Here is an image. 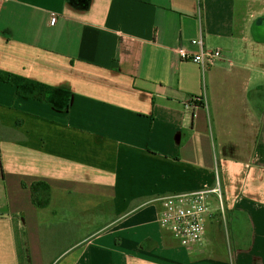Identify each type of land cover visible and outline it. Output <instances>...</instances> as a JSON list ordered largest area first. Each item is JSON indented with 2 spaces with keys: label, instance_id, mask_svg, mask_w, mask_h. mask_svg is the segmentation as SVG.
<instances>
[{
  "label": "crops",
  "instance_id": "1",
  "mask_svg": "<svg viewBox=\"0 0 264 264\" xmlns=\"http://www.w3.org/2000/svg\"><path fill=\"white\" fill-rule=\"evenodd\" d=\"M0 71V264H264V0H0ZM217 177L188 250L157 199Z\"/></svg>",
  "mask_w": 264,
  "mask_h": 264
},
{
  "label": "built area",
  "instance_id": "2",
  "mask_svg": "<svg viewBox=\"0 0 264 264\" xmlns=\"http://www.w3.org/2000/svg\"><path fill=\"white\" fill-rule=\"evenodd\" d=\"M191 44L199 48L198 53L181 45L176 48V54L181 60L196 63L203 70L214 66L223 57L220 50L205 48L202 38L192 40ZM201 101V98H196L187 107H195L196 102ZM157 202L160 204L159 224L170 230L180 245L188 250H202L208 219L212 214L218 212L225 216L223 190L218 177L214 185H204L190 193L164 195ZM215 203L218 207L212 208Z\"/></svg>",
  "mask_w": 264,
  "mask_h": 264
},
{
  "label": "trees",
  "instance_id": "3",
  "mask_svg": "<svg viewBox=\"0 0 264 264\" xmlns=\"http://www.w3.org/2000/svg\"><path fill=\"white\" fill-rule=\"evenodd\" d=\"M0 81L5 83H9L12 85H20L23 82L27 81L25 78L21 76H17L14 74L1 72L0 71ZM41 88L48 90L49 87L39 84ZM203 105V101L196 102L195 107ZM16 238H17V248H18V256L20 264H31V256L30 251L26 241V232L23 229L16 228Z\"/></svg>",
  "mask_w": 264,
  "mask_h": 264
},
{
  "label": "rangeland",
  "instance_id": "4",
  "mask_svg": "<svg viewBox=\"0 0 264 264\" xmlns=\"http://www.w3.org/2000/svg\"><path fill=\"white\" fill-rule=\"evenodd\" d=\"M218 207V204L215 203L212 208ZM216 217L213 218L212 223L215 225V229H219L221 234L218 233L223 239L226 240V242L230 241V235L232 236V233L230 234V221H229V214L227 210L225 209V216L220 215L218 212ZM211 223V224H212ZM213 225V226H214ZM227 229V230H226ZM226 231H229L227 233Z\"/></svg>",
  "mask_w": 264,
  "mask_h": 264
}]
</instances>
